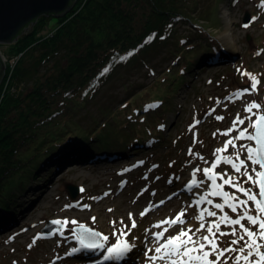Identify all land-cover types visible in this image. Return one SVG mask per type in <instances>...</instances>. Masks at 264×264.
<instances>
[{"label":"rangeland","instance_id":"374dc122","mask_svg":"<svg viewBox=\"0 0 264 264\" xmlns=\"http://www.w3.org/2000/svg\"><path fill=\"white\" fill-rule=\"evenodd\" d=\"M198 2L200 5L195 7L194 22L207 26L206 36L207 38L212 36L218 48L214 57L208 55L203 59L208 63L202 61L195 64V68L185 76L186 82L183 87L168 103L165 122L162 123V142L138 146L136 151L122 155L123 157L111 152L113 154L110 155L109 160L95 165L87 162H66L64 158L69 157V151H66L65 155L49 159L39 173L43 179L38 177L30 182L28 190L22 193L20 191L17 203L21 209L18 208L17 213L12 215L11 219L8 218L7 223L0 229V264H92L96 261L100 264H149L144 255L145 250L158 246L151 233L161 230L153 228L152 225L165 218L175 217L181 208L192 203L197 193L202 194L207 191V185L193 189L192 193L186 192L184 188L191 179L193 168L197 165L201 168L208 166L199 159L190 157L188 149L191 148L193 153H199L206 160L212 161L214 149L222 147L228 139L220 135V132L231 127L236 114L240 113L243 118L246 115L245 105L252 101L264 105V8L259 6L260 0H199ZM246 14L251 15V25L248 28L243 26ZM201 16L212 19L207 22ZM228 16L232 19L231 33L228 32L226 25ZM253 17L256 19L253 20ZM37 24L32 25L34 30ZM59 28L56 20H53L46 29L47 35H43L44 30L37 37L41 36V42L53 38ZM178 34L184 37L191 36L192 43L208 45L206 39L196 36L198 34L196 28L190 23L183 25ZM16 43L17 41L0 45V52L7 61L4 77L7 81L2 82L0 88L3 97L24 94L30 86L21 84L17 87L14 80L18 61L27 53L25 51L17 55L11 54ZM174 61L170 51L164 50L151 57L149 67L123 71L103 90L91 106V113H97L98 108L103 105L119 110L134 96L142 99L139 101L141 107L145 106V98L150 97V91L154 93L156 82L161 81L165 71L168 68L178 67ZM245 71L261 81L258 92L245 95L234 103L225 100L231 93L250 87L251 81L242 75ZM45 73L44 68L40 80ZM133 88H135L134 94L130 97L131 93H128ZM217 99L222 103L217 104ZM213 108L215 112L208 115L209 110ZM218 115L223 116L224 119L216 120L215 117ZM194 119L199 120L200 123L189 131ZM244 126H247V121ZM213 133L216 135L213 136ZM194 134L197 141L195 144H193ZM232 135L236 133L233 132ZM245 142L239 141L238 144ZM231 152L232 148L229 146L225 154ZM241 158L243 159L244 156ZM140 161L144 163L140 164ZM189 161L191 163H188ZM153 165L158 167L153 168ZM224 167L228 166L221 165V168ZM217 171H220V168ZM228 171L231 174L230 167ZM157 176L160 177L159 180L155 179ZM176 177L179 179L177 180ZM197 178L203 179L202 173H198ZM169 179L173 181L171 184L168 183ZM67 185H75L81 189L80 196L76 200L70 198ZM145 188L147 191L140 195ZM225 190L230 189L226 187ZM152 192H155L154 196L151 195ZM178 192L182 194L173 201L168 199L173 193ZM105 193L109 195L105 196ZM161 200L165 201L163 205L153 208L144 217L140 216V212L149 203L155 205ZM216 202H219L218 198ZM66 205L70 207H65ZM84 205L90 207L85 208ZM198 211L196 208H187L186 218L193 230L199 227V223L192 219ZM129 213L133 214L137 227L131 230L127 240L134 243L135 248L119 261H104L105 252L101 250H81L69 254L73 247H79L70 231L71 228L77 227L75 225H68L63 236L59 233L43 234L50 221L74 219L109 236L108 246H110L116 242L113 232L123 227L121 220L124 225L131 228ZM229 214L234 216L232 213ZM92 217L96 218L95 223ZM112 221H116L115 227ZM184 227L187 228L188 224ZM148 229L151 231L146 232ZM221 230L228 229L222 226ZM179 231L180 226L176 225L165 236L175 235ZM38 234H42L43 238L36 240V243L29 248L33 238ZM203 234L205 233H201ZM231 239V236L223 237L221 247H227ZM157 264L162 262L157 261Z\"/></svg>","mask_w":264,"mask_h":264},{"label":"trees","instance_id":"16d2710c","mask_svg":"<svg viewBox=\"0 0 264 264\" xmlns=\"http://www.w3.org/2000/svg\"><path fill=\"white\" fill-rule=\"evenodd\" d=\"M198 1L79 0L73 12L56 21L60 28L53 38L41 42L37 37L44 30L47 35L52 21L47 17L36 21L34 32L18 37L11 54L27 53L18 61L14 80L17 87L30 86L21 95L0 94V229L21 209L20 191L28 190L38 177L43 179L39 173L49 159L69 151L66 162L99 164L109 160L111 152L119 157L138 146L162 142L160 126L168 103L195 64L214 57L218 48L212 36L207 38V26L194 22ZM188 23L207 46L178 34ZM164 50L178 67L165 71L145 106L134 96L119 110L103 105L91 113V106L120 73L149 67L151 57ZM105 68L109 71L101 75ZM149 105L159 106L146 111Z\"/></svg>","mask_w":264,"mask_h":264},{"label":"snow or ice","instance_id":"6c2138e0","mask_svg":"<svg viewBox=\"0 0 264 264\" xmlns=\"http://www.w3.org/2000/svg\"><path fill=\"white\" fill-rule=\"evenodd\" d=\"M259 6L264 8V0H260ZM252 19L255 20L256 17ZM248 26V24L244 25V27ZM153 38L154 35L149 37V42ZM132 54L129 53V55ZM126 58L120 57L121 60ZM108 71V68L103 69L101 75ZM242 75L249 78L250 87L231 93L225 100L234 103L245 95L258 92L261 81L246 71ZM220 103L222 102L217 99V104ZM158 106L149 105L145 110ZM212 112H215V108L210 109L208 115H211ZM244 112L246 115L243 118L240 113H237L231 127L220 132V135L226 136L228 139L225 140L222 147L214 149L212 161L206 160L199 153H193L191 148L188 149L190 157L199 159L208 166L201 168L197 165L193 168L191 179L184 188L187 192L192 193L193 189H200L207 185V191L202 194L197 193L192 203L181 208L175 217L165 218L152 225L153 228L161 230L151 233L158 246L146 248L144 255L149 264H157V261L162 262V264H229V261L231 264H264V105L252 101L245 105ZM215 119L222 121L224 117L218 115ZM246 121L247 126L245 127ZM199 123V120L194 119L189 131H192ZM160 127L163 128V125ZM233 132L236 135L233 136ZM195 135L193 144L197 142ZM215 135L216 133H213V136ZM239 141L246 142L238 144ZM229 146H231L232 152L225 154L228 152ZM242 156H244L243 159ZM139 163L143 164L144 162L140 161ZM221 165L230 167L231 174L228 167L221 168ZM169 166L171 167V164ZM155 167L158 166L153 165V168ZM218 168L220 171H217ZM198 173H202L203 179L197 178ZM155 179L159 180L160 177L157 176ZM176 179L178 180L179 177ZM172 182V179L168 180L169 184ZM226 187L230 190H225ZM146 191L147 188L143 189L140 195ZM107 195L109 193H105V196ZM151 195L154 196L155 192H152ZM217 198L219 202H216ZM168 199L171 200L172 197L169 196ZM164 203V200L155 205L149 203L140 212V216L144 217L153 208ZM65 207L70 206L66 205ZM83 207L90 206L84 205ZM187 208L199 210L198 214L192 217L199 223V227L195 230L186 218ZM229 213L234 214V216ZM95 220L96 218L92 217L93 223ZM129 220L131 221V228L124 225L123 220L120 221L123 227L113 232L112 235L116 237V242L110 246H108L109 236L74 219L53 220L51 223L57 228L51 234L59 233L63 236L68 225H75L77 227L71 228L70 231L79 247H73L69 254L78 253L81 250H101L105 252L104 261H119L123 260L135 248V244L127 240L131 230L137 227L132 213H129ZM112 224L115 227L116 221H112ZM185 224H188L187 228L184 227ZM165 225L167 226L165 227ZM176 225L180 226V231L175 235L166 237L165 234ZM222 226L228 230L222 231ZM149 231L151 230H146V232ZM201 233L205 234L201 235ZM229 236L232 239L228 241V246L221 247L222 238ZM41 238H43L42 234L34 237L29 248Z\"/></svg>","mask_w":264,"mask_h":264},{"label":"water","instance_id":"95a60500","mask_svg":"<svg viewBox=\"0 0 264 264\" xmlns=\"http://www.w3.org/2000/svg\"><path fill=\"white\" fill-rule=\"evenodd\" d=\"M75 2L76 0H0V45L12 44L21 34L32 32L34 30L32 25L41 17L62 18L71 11V8L73 9ZM245 24L251 25L250 14L245 16L243 26ZM6 68L7 65L0 52V86L4 80ZM66 189L72 200L80 196L79 187L67 185ZM51 222L43 230L44 235L55 232L57 226Z\"/></svg>","mask_w":264,"mask_h":264},{"label":"bare ground","instance_id":"6f19581e","mask_svg":"<svg viewBox=\"0 0 264 264\" xmlns=\"http://www.w3.org/2000/svg\"><path fill=\"white\" fill-rule=\"evenodd\" d=\"M77 2H79V0H76V2L74 3V5L72 6V7H74L75 6V4L77 3ZM85 2H86V0H85ZM72 12H73V9L71 8L70 9ZM71 11H69V13H71ZM69 13H67L65 16H67ZM79 13V11L75 14V15H77ZM74 15V16H75ZM65 16H63L62 18H64ZM47 18L48 19H50V20H56V21H59L60 19H62V18H60V19H57L55 16H47ZM58 25V24H57ZM226 25H227V27H228V32L229 33H231V26H232V19H231V17H229L228 16V18H227V21H226ZM58 27H60V25H58ZM228 36L230 37V35L228 34ZM4 79V78H3ZM95 165V164H94ZM173 201V200H172Z\"/></svg>","mask_w":264,"mask_h":264},{"label":"built area","instance_id":"2783aa9c","mask_svg":"<svg viewBox=\"0 0 264 264\" xmlns=\"http://www.w3.org/2000/svg\"><path fill=\"white\" fill-rule=\"evenodd\" d=\"M1 54H2V53H1ZM2 57H3V59H4L5 64L7 65V63H6L7 61L5 60V58H4L3 55H2ZM1 87H2V86H0V88H1ZM5 89L7 90V85H6ZM1 96H4V95H3V92H2V94H1Z\"/></svg>","mask_w":264,"mask_h":264}]
</instances>
